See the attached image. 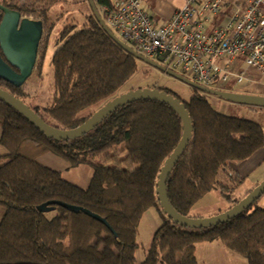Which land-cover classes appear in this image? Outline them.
Here are the masks:
<instances>
[{
	"label": "trees",
	"instance_id": "obj_1",
	"mask_svg": "<svg viewBox=\"0 0 264 264\" xmlns=\"http://www.w3.org/2000/svg\"><path fill=\"white\" fill-rule=\"evenodd\" d=\"M59 1L0 0L21 17L42 21L44 34L35 65L38 76L60 18H52L50 11ZM110 3L96 0L97 6ZM55 48L49 64L52 99L43 108L54 124L47 123L38 108L29 107L61 130L83 123L90 114L81 116V112L109 99L136 71L137 59L108 36L92 13L84 16L80 29L65 26L55 39ZM0 88L25 103L28 94L23 86L16 88L0 80ZM193 91L188 101L173 95L184 105L192 133L166 182L169 203L186 217L214 187L226 188L219 178L228 163L246 161L264 148L263 125L221 114L205 96ZM0 129V145L6 150L0 157V205L4 208L0 264H198L196 244L212 241L244 257L247 264H264V207L255 202L232 219L205 229L181 227L165 217L144 259L136 263L138 224L149 209L162 211L155 193L157 176L182 134L180 118L165 104L130 102L83 136L55 141L0 100ZM119 144L123 158L109 156L112 166L94 164ZM45 153L58 156L70 167L92 165L88 187L71 184L58 171L39 164L36 158ZM49 202L79 207L106 224ZM45 203L49 211H38L37 206Z\"/></svg>",
	"mask_w": 264,
	"mask_h": 264
},
{
	"label": "built area",
	"instance_id": "obj_2",
	"mask_svg": "<svg viewBox=\"0 0 264 264\" xmlns=\"http://www.w3.org/2000/svg\"><path fill=\"white\" fill-rule=\"evenodd\" d=\"M144 1L111 0L99 9L109 30L138 54L214 90L264 76V0H183L159 25Z\"/></svg>",
	"mask_w": 264,
	"mask_h": 264
},
{
	"label": "rangeland",
	"instance_id": "obj_3",
	"mask_svg": "<svg viewBox=\"0 0 264 264\" xmlns=\"http://www.w3.org/2000/svg\"><path fill=\"white\" fill-rule=\"evenodd\" d=\"M157 1L160 0H146L143 7L154 20H158L159 22L161 20L159 19V14L156 12ZM90 11L91 9L86 0L81 2L75 0L72 3H65L64 0H62L56 3L50 11V16L52 18L60 16V18L56 21L52 38L49 41L50 47L48 52H51L52 49L55 48V39L65 26L76 25L77 29H80L83 22L82 14H89ZM115 36L118 38L116 34ZM172 69L175 73L183 75L188 79H192L189 75L184 74L179 67H172ZM42 70V74H40L41 76L39 75L40 77L36 70H34L23 84V91L28 94V96L23 99L27 106L38 108L39 113L44 116L47 123L54 124V121L43 112V108L48 106L52 99L53 69L50 65H44ZM255 80L261 84L252 82L234 87L237 84L230 81L226 84V88L222 87L221 89L264 96V77H255ZM145 88L167 90L183 101H188L195 93L191 87L183 82L137 60L136 71L123 83L117 92L106 101L99 103L97 106L84 110L81 112V116L91 115L107 101L117 96ZM196 91L205 96L210 105L217 112L228 116L246 118L264 125V107L246 106L228 102L214 95L206 94L198 90ZM261 150L263 151L262 153H264V148ZM109 156H116L120 159L125 156V152L121 149L120 144L116 145L112 149L103 153L100 158H96L94 164L112 166L114 162ZM56 157L59 158L58 156ZM59 159L62 160L61 158ZM237 163L239 162H230L227 166L229 167L232 166V164ZM228 167L226 168L225 173L219 178L220 182L224 184L226 188H220L218 186L214 187L211 192L205 195L193 206L188 214L189 218L202 219L213 217L228 210L235 204V201L244 198L255 187V179L264 173V155L263 160L259 164L247 169V171L240 177L236 175L238 179H236L235 176H232L234 172L230 171ZM59 172L60 176L65 181L86 189L93 175V166L81 164L75 167L62 169ZM229 176H232L233 179L230 180ZM255 204L257 206H264V195H262ZM165 217L166 215L159 209L151 208L141 218L136 233V263H139L144 259L151 245L154 232L164 222ZM195 256L198 264H247V260L244 257L231 252L217 241L197 243Z\"/></svg>",
	"mask_w": 264,
	"mask_h": 264
},
{
	"label": "water",
	"instance_id": "obj_4",
	"mask_svg": "<svg viewBox=\"0 0 264 264\" xmlns=\"http://www.w3.org/2000/svg\"><path fill=\"white\" fill-rule=\"evenodd\" d=\"M86 1L88 2L93 16L101 28L116 44H118L124 51L132 55L135 59L146 63L152 68L162 71V73L167 74L170 77H173L200 92L214 95L228 102L246 106L264 107V96L210 89L197 84L180 74L175 73L173 70L166 68L151 59L138 54L129 45L119 40L109 30L96 7L95 1ZM42 37V21L21 17L18 12L5 8L0 4V80L16 88L23 86L25 81L35 70L39 44ZM49 47L50 45H48V49ZM56 49L57 48H54L51 52L46 53L43 66L50 64V60ZM0 100L22 115L30 124H32L40 133H42L44 137L53 139L55 141L74 140L83 136L84 134L91 131L96 125H98L104 118L114 112L117 108L130 102L150 100L160 102L170 107L181 120L182 134L178 144L164 160L159 170L155 193L162 212L173 223L178 224L181 227L189 229H205L224 223L242 213L254 202H256L262 195H264L263 179L244 198L238 200L228 210L213 217L202 219L189 218L180 215L173 209L167 198L166 182L172 168L181 156L191 138L192 124L191 119L180 100L173 95L166 93L164 90L145 88L130 91L117 96L103 104L79 126L69 130H61L48 125L29 106L1 88ZM49 204L59 205L69 211H82L88 216L106 224L105 221L99 216L79 207L61 202H49ZM47 206L48 204L46 203L41 204L37 206V210L40 212H48L49 208Z\"/></svg>",
	"mask_w": 264,
	"mask_h": 264
},
{
	"label": "crops",
	"instance_id": "obj_5",
	"mask_svg": "<svg viewBox=\"0 0 264 264\" xmlns=\"http://www.w3.org/2000/svg\"><path fill=\"white\" fill-rule=\"evenodd\" d=\"M74 1L75 0H64L65 3H69V2L72 3ZM76 1L81 2L83 0H76ZM94 1H95V4H96V0H94ZM157 2L158 3H157V7H156V12L159 14V16H160L159 19L161 21L158 22V20H154L153 19L155 25H159L163 21L169 19L170 16L172 15L173 11L183 4V0H167V1L160 0V1H157ZM96 7H97V9L99 11L100 6L96 5ZM90 13H91V11H90ZM86 15H87V13H83L82 14L83 22H84V16H86ZM100 15H101V12H100ZM101 17H102V15H101ZM256 83L257 84H261L260 82H256ZM0 137H1V129H0ZM262 152L263 151L260 150V151L256 152L253 156H251L249 159H247L246 161L239 162L237 164H232V166L228 167L229 170L234 172V174H236L238 177H240L243 173H245L247 171V169L253 167L256 164H259L263 160L264 153H262ZM5 154H6V150L0 145V157L4 156ZM36 161L39 164H41V165H43V166H45L47 168H50L52 170L58 171V172L61 171L62 169L70 167L68 165V163H66L63 160H60L55 155L50 154V153H45V154L39 155L37 157ZM263 179H264V173H262L259 177H257L255 179V185L254 186H256ZM261 207H264V206H261ZM3 213H4V208H3V206L1 207V205H0V220L2 218Z\"/></svg>",
	"mask_w": 264,
	"mask_h": 264
},
{
	"label": "flooded vegetation",
	"instance_id": "obj_6",
	"mask_svg": "<svg viewBox=\"0 0 264 264\" xmlns=\"http://www.w3.org/2000/svg\"><path fill=\"white\" fill-rule=\"evenodd\" d=\"M40 49H41V46H40V44H39V51H40ZM39 51H38V54H39ZM38 58V57H37ZM37 62V61H36Z\"/></svg>",
	"mask_w": 264,
	"mask_h": 264
}]
</instances>
